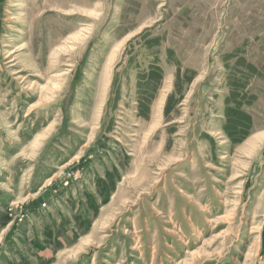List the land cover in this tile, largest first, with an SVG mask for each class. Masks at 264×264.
<instances>
[{
    "label": "rangeland",
    "instance_id": "1",
    "mask_svg": "<svg viewBox=\"0 0 264 264\" xmlns=\"http://www.w3.org/2000/svg\"><path fill=\"white\" fill-rule=\"evenodd\" d=\"M0 122V264H264V0H0Z\"/></svg>",
    "mask_w": 264,
    "mask_h": 264
},
{
    "label": "crops",
    "instance_id": "2",
    "mask_svg": "<svg viewBox=\"0 0 264 264\" xmlns=\"http://www.w3.org/2000/svg\"><path fill=\"white\" fill-rule=\"evenodd\" d=\"M4 124V123H3ZM8 133V131L5 129V127L3 128V125H2V123L0 122V144L4 147V146H6V143L7 142H9V141H11V143L12 142H14L13 140H11V139H9L5 134H7ZM38 141V140H37ZM36 144H38V142H35L34 144H32L29 148H30V150H35V149H37V147L35 148V149H32V148H34V146L36 145ZM36 146H38V145H36Z\"/></svg>",
    "mask_w": 264,
    "mask_h": 264
},
{
    "label": "water",
    "instance_id": "3",
    "mask_svg": "<svg viewBox=\"0 0 264 264\" xmlns=\"http://www.w3.org/2000/svg\"><path fill=\"white\" fill-rule=\"evenodd\" d=\"M261 239H262V255L264 256V227H263Z\"/></svg>",
    "mask_w": 264,
    "mask_h": 264
}]
</instances>
